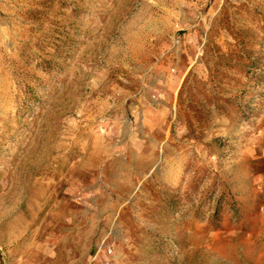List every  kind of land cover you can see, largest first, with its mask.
<instances>
[{"label": "rangeland", "instance_id": "374dc122", "mask_svg": "<svg viewBox=\"0 0 264 264\" xmlns=\"http://www.w3.org/2000/svg\"><path fill=\"white\" fill-rule=\"evenodd\" d=\"M0 264H264V0H0Z\"/></svg>", "mask_w": 264, "mask_h": 264}, {"label": "bare ground", "instance_id": "6f19581e", "mask_svg": "<svg viewBox=\"0 0 264 264\" xmlns=\"http://www.w3.org/2000/svg\"><path fill=\"white\" fill-rule=\"evenodd\" d=\"M99 139V138H98ZM99 142V141H98ZM102 142V141H101ZM106 150V149H105ZM86 163V162H85ZM87 164V163H86ZM83 165V164H82ZM89 167V166H88ZM82 184V183H81ZM49 202V201H48ZM47 202V203H48ZM46 203V202H45ZM52 203V202H51ZM46 206V205H45ZM42 207H44V206H42ZM45 208V207H44ZM55 211V210H54ZM45 215V214H44ZM56 226V225H55ZM53 227V226H52ZM47 228V227H46Z\"/></svg>", "mask_w": 264, "mask_h": 264}]
</instances>
